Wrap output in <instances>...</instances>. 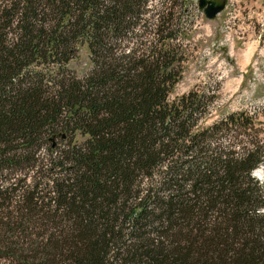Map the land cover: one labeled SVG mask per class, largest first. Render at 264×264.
I'll list each match as a JSON object with an SVG mask.
<instances>
[{"label": "trees", "instance_id": "trees-1", "mask_svg": "<svg viewBox=\"0 0 264 264\" xmlns=\"http://www.w3.org/2000/svg\"><path fill=\"white\" fill-rule=\"evenodd\" d=\"M155 1L0 0V264H264V100L172 98L200 11Z\"/></svg>", "mask_w": 264, "mask_h": 264}, {"label": "rangeland", "instance_id": "rangeland-1", "mask_svg": "<svg viewBox=\"0 0 264 264\" xmlns=\"http://www.w3.org/2000/svg\"><path fill=\"white\" fill-rule=\"evenodd\" d=\"M160 0H156L158 2ZM226 7L216 19L200 11L188 37L192 56L172 98L206 80L220 83V97L207 124L241 107L264 100V0H225ZM249 54V55H248ZM89 50L82 47L70 67L80 76L90 68ZM264 182V166L254 172Z\"/></svg>", "mask_w": 264, "mask_h": 264}, {"label": "water", "instance_id": "water-1", "mask_svg": "<svg viewBox=\"0 0 264 264\" xmlns=\"http://www.w3.org/2000/svg\"><path fill=\"white\" fill-rule=\"evenodd\" d=\"M198 7L208 19H216L225 7V0H198Z\"/></svg>", "mask_w": 264, "mask_h": 264}, {"label": "bare ground", "instance_id": "bare-ground-1", "mask_svg": "<svg viewBox=\"0 0 264 264\" xmlns=\"http://www.w3.org/2000/svg\"><path fill=\"white\" fill-rule=\"evenodd\" d=\"M249 55V54H248ZM257 170H259V169H257Z\"/></svg>", "mask_w": 264, "mask_h": 264}]
</instances>
